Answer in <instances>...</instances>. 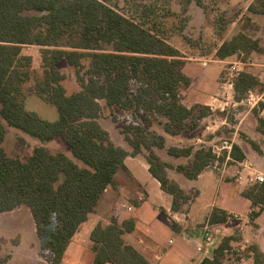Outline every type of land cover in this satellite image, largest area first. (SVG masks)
<instances>
[{"label": "trees", "instance_id": "trees-1", "mask_svg": "<svg viewBox=\"0 0 264 264\" xmlns=\"http://www.w3.org/2000/svg\"><path fill=\"white\" fill-rule=\"evenodd\" d=\"M193 1L202 6V0H184L183 13ZM247 11L264 14V0H254ZM152 16L155 12L147 5H140L136 15L128 17L100 0H0V171L9 162L3 158L1 120L43 143L62 140L87 166L79 168L64 153L37 146L23 162L15 161L18 166L12 178L2 179L0 172V213L20 206L29 209L42 256L48 264H61L79 226L94 211L107 187L114 185L115 174L126 171L127 156L147 150L148 171L161 189L172 196V210H179L197 194L189 196L169 179V165L153 151V145L146 144L149 119L142 129H131L137 137L146 133L141 140H129L131 152L104 137L96 122L101 112L99 101L162 115L166 118L163 131L170 135L194 130L197 122L189 125L187 121L208 116V107H187L182 103V89L189 87L191 79L183 71L180 51L168 42L162 22H153ZM185 21L180 20L182 25ZM229 22L223 19L224 25ZM25 46L41 49L43 75L37 87L58 110L57 120H44L24 107L22 86L31 76L32 64L31 56L22 53ZM258 51V40L239 32L224 41L215 56L222 60ZM61 61L74 69L78 91L66 92L62 84L66 76L58 68ZM232 85L236 100L250 90H264V85L246 71H240ZM260 131L264 134L263 128ZM153 135L157 139L155 145L162 148L164 138ZM167 153L192 157L174 168L188 179H196L215 159L211 150L203 147H169ZM230 159H245L237 144L231 146ZM61 175L65 179L60 182ZM243 196L251 201L253 209L260 206L261 210L264 184L252 185ZM258 213L251 211L249 219L254 220ZM231 218L226 211L213 208L207 222L224 224ZM133 229L131 220L121 225L114 218L106 225L97 223L90 233L94 254L91 264H148L123 239V234ZM236 240L238 234L224 237L212 258L201 264H226L231 242ZM246 252L245 257H251L254 264H264V254L256 245H249ZM241 258L236 256V260ZM6 262L7 257H0V264Z\"/></svg>", "mask_w": 264, "mask_h": 264}, {"label": "crops", "instance_id": "crops-1", "mask_svg": "<svg viewBox=\"0 0 264 264\" xmlns=\"http://www.w3.org/2000/svg\"><path fill=\"white\" fill-rule=\"evenodd\" d=\"M252 2L253 0L248 2L244 8L241 6L243 8L241 16L230 24L232 30L228 27L222 33V37L217 39L218 42L214 47L212 57L207 59L204 55L200 56L198 67L195 65L191 69L193 72L191 79V85L194 88L193 94H197L199 103L210 108L211 112L214 109L217 110L219 105L224 103L218 96L221 91L217 87V79L224 64L239 63L243 65L241 71L251 73L259 80L260 84L264 85V14L249 13L247 8ZM243 15L253 26L252 30H247L243 26L245 21L244 18H241L244 17ZM239 32L253 40H258L260 51L251 52L242 60L237 59L238 55H232L222 60L218 59L215 56L217 48ZM240 54V57H244V53ZM208 63L215 64L208 66ZM187 68L183 69L186 73L189 72ZM212 69L214 74L211 72ZM232 82H227L231 92L234 91ZM208 94L210 97L207 96ZM261 94L264 96V90ZM207 98L209 100L204 101ZM235 112L239 119L238 125H236V130L227 136L230 138V142H224L231 146L237 144L245 155L243 161H232L227 167H223L222 173H217L207 167L196 179H188L171 166L185 164L191 161L192 157L169 156L170 159L175 160V163L161 158L169 165L167 168L169 179L177 183L185 193L197 192L194 199L183 203L179 210L174 211L172 210V196L164 192L159 182L151 176L144 154L127 156L124 160L126 167V171H123L124 179L119 180L118 172L115 174L114 185L107 187L94 211L79 226L67 247L61 264L66 262L72 264L73 262L68 260L70 256H78L80 258L78 260L82 259L87 264H91L94 254L90 249V233L97 223L106 225L113 218L120 225L130 220L133 222L134 229L131 232H125L123 239L134 247L147 260L148 264H201L204 259L212 258L214 250L224 237L234 234L239 235V240L232 241L231 247L241 245L240 247L244 248L256 245L264 254V211L256 219L250 220L249 214L256 208L253 209L251 201L243 196V192L249 186L246 183V178L256 173L264 174V134L260 130H256L257 120H253L251 126H248L246 138L263 143L259 153H254L253 150L250 153L254 159H251L246 148L240 143L245 140L236 137L239 128H247L243 121L250 112L257 114L259 120L264 123V100L252 109L240 112L239 108ZM225 125L227 126L228 122L225 123L224 120H221L219 124H216V128L221 129ZM262 128L264 129V126ZM158 133L166 142L173 139L175 142H182L181 139H177L182 136L166 134L163 129ZM197 141L201 142V139H197L195 142ZM227 154L229 156V151ZM213 208L222 209L231 214L233 218L224 224L209 225L207 219ZM78 262L76 264H80ZM238 264L241 263L238 262ZM242 264L254 263L251 257H247Z\"/></svg>", "mask_w": 264, "mask_h": 264}, {"label": "rangeland", "instance_id": "rangeland-1", "mask_svg": "<svg viewBox=\"0 0 264 264\" xmlns=\"http://www.w3.org/2000/svg\"><path fill=\"white\" fill-rule=\"evenodd\" d=\"M100 1H105L106 3L114 6L120 13L128 17L135 16L136 9H139L140 5H147L153 9L155 12V16H152L153 20H155L153 22H156L157 24L162 22L168 42L180 51L181 59L184 62L183 69L184 67H188L187 69L191 75H189L190 73L188 70H186L188 73L183 70L184 73L186 75L188 74L187 76L192 79L193 72H191V69L197 65L200 56L204 55L207 57V59L212 57L214 54V47L218 42L217 39L222 37V33L227 30L228 27H230V30H232V27L230 26L231 22L241 16V10H243L246 4L251 0H202V6L197 5L193 1L186 5L187 11L184 13L182 12V6L185 5L184 0ZM182 18H185L186 20L184 25H182L180 22ZM241 18H244L245 20L243 26H245L247 30H252L253 26L248 20L245 19L246 17L244 16ZM223 19L229 20L230 22L224 25ZM40 50L41 49L38 46H25L22 50L23 54L29 55L32 58L30 73L31 76L29 80L22 86V97L24 107L27 111L37 114L44 120L54 121L59 117L58 110L52 103H50L48 98L39 91L37 87L40 84L43 75ZM237 55L238 60L245 58V55L244 57H240L241 54ZM212 64L215 63H208V66ZM230 64L232 63L223 65L224 67L217 79V87H219V90L221 91L218 93V96L221 97L224 102H228V104L225 105L226 107L224 112H221L219 109H214V111L211 112L209 108L208 117L203 121H197L193 117L190 118V120L187 121L189 125L193 124L195 121L198 125L194 130L189 129L179 134V137H182L177 139H181L182 142H175V139L169 140L168 142L164 140L163 147L158 148L155 145L157 139L153 134L160 135L158 132L162 131L166 122V118L162 115L150 114L148 111L144 110L135 111L132 106H109L105 101H99L101 105V112L96 122L101 131L104 133V137H106L115 145L121 146L128 152H131L132 147L129 144V140H141V138L146 134L144 132L143 136L137 137V133H133V131L131 133V129L135 126H138L142 129L144 124L147 123V120L149 119L147 129L148 139L145 142L146 144L153 145V151L158 154L160 158H165L170 160V162L175 163V160L170 159V155L167 153V149L169 147L197 146L196 149L203 147L205 149H210L213 156H215V159L211 161L209 168L213 169L217 173H222L223 167L225 168L228 166V164L232 163L230 159V153L228 156V151L225 147L229 144H226L227 142L224 141L230 142V138L227 136L231 135L232 132L236 130V125H238L239 119L237 118L235 111L239 108L240 112H243L247 109H252L251 107H248L251 105L246 104L239 105L237 108L231 107L233 101L237 100L234 98V91L231 92L227 85L229 83L227 82L234 81L236 75L243 69V65L235 63L236 69L234 71H229L228 66ZM58 68L66 76L62 83L66 92L70 94L78 91L79 84L76 80L74 69L69 67L64 61L60 62ZM212 70L211 72L214 74V70ZM191 84L192 80L189 87L182 89V103L187 107L194 105L201 107L205 106L199 103V99L196 97L197 94H193L194 88ZM250 91L254 94L262 93V91H259L258 88ZM207 96L210 97V94ZM245 97L246 93L241 98H239V100L244 99ZM208 100L209 98L205 99L204 101ZM262 102L263 101L258 102L255 106H258ZM197 114L198 112L195 113L194 116L196 117ZM221 120H224L225 123L228 122V125L222 126L221 129L216 128V124H219ZM253 120H257L256 130L259 131L263 125H261L257 114L250 112L243 121V123L245 122L244 124H246L247 128H239L236 134L238 139L245 140V142L240 143L246 148L251 159H254V157H252L250 154L252 150L254 153H259L253 149L252 144L257 146L260 150V146L264 143L246 138V131H248V126H251ZM1 122L2 129L4 131V137L2 141V147L4 150L3 158L9 161L1 169L2 171H0L2 179L9 180L12 178L18 166V163L16 162L15 164V161L18 160L23 162L37 146L46 147L53 153L62 152L79 168H87L83 161L78 159L72 153L71 148L62 140L56 138L52 141L43 143L29 135L27 132L8 125L5 120H1ZM207 126H210L212 129L210 131H206ZM194 138L201 139V142H195L197 139L195 140ZM142 154H144L146 158L148 155L147 150L143 149ZM221 158L224 160L220 161ZM171 167L174 169L175 165H172ZM117 178L119 180L124 179L123 171L118 172ZM64 179L65 176L61 175L60 182L64 181ZM252 185L253 184H249L248 188L245 190H248ZM193 193L195 192L191 191L187 194L189 195ZM255 208L256 211L259 212L255 217L256 219L264 211V207L261 210L260 206H256ZM233 246L235 247L231 248L229 255L227 256L229 261H226V264H238V262L242 264L243 261L247 259L245 255L247 254L246 249L248 246L244 248H241V245ZM237 255L242 256V258L240 260H236ZM0 257H7L6 264H48L42 256L39 241L35 233L33 218L27 207L20 206L10 212L0 213ZM78 259H80L78 256H70L68 258L69 261L73 262L72 264H76L78 261L80 264H87L82 259ZM65 264L68 263L66 262Z\"/></svg>", "mask_w": 264, "mask_h": 264}, {"label": "built area", "instance_id": "built-area-1", "mask_svg": "<svg viewBox=\"0 0 264 264\" xmlns=\"http://www.w3.org/2000/svg\"><path fill=\"white\" fill-rule=\"evenodd\" d=\"M236 64H230L228 66V69L229 71H234L236 69ZM232 82V81H231ZM229 82V83H231ZM233 83V82H232ZM232 85V84H231ZM233 87V85H232ZM264 100V96L263 94H254L253 92L251 91H248L246 93V97L244 99H241V100H237V101H233V103L231 104L233 108H237L239 105H243V104H246V105H251V106H248V107H255V105L260 102V101H263ZM228 102H224L223 105H219L218 109L221 111V112H224L225 110V105H227ZM212 128L210 126H207L206 127V131H210ZM227 144V143H226ZM226 149L229 151H231V145H227L225 146ZM246 183L247 184H264V174H261V173H256L254 175H251V176H248L246 178Z\"/></svg>", "mask_w": 264, "mask_h": 264}]
</instances>
